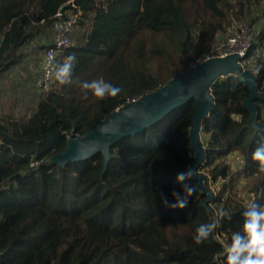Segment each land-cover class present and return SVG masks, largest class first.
Wrapping results in <instances>:
<instances>
[{
  "label": "trees",
  "instance_id": "1",
  "mask_svg": "<svg viewBox=\"0 0 264 264\" xmlns=\"http://www.w3.org/2000/svg\"><path fill=\"white\" fill-rule=\"evenodd\" d=\"M67 1L0 0V73L20 62L23 46ZM73 3L66 9L80 11L75 41L56 55L57 64L76 56L72 82L54 79L39 91L26 119L0 113V264H225L218 254L240 229L248 205L231 196L237 175L248 180L251 203L264 205V173L252 160L264 129L249 123L244 101L250 88L234 75L210 85L213 103L200 123L204 158L196 170L224 181L213 199L205 200L198 179L191 177L184 183L195 192L185 208L171 209L161 200L163 194L174 202L172 192L182 191L176 176L195 155L190 128L198 105L192 98L110 145L105 168L100 152L64 165L53 158L71 133L82 136L129 99L146 97L186 72L236 23L251 25L253 45L261 50L257 64H264V0ZM95 78L122 91L103 100L91 92L85 96L79 82ZM255 78L263 94L264 68ZM250 103L264 124V97ZM231 152L242 157L240 171L232 172L225 159ZM213 217L219 227L197 245L195 229Z\"/></svg>",
  "mask_w": 264,
  "mask_h": 264
},
{
  "label": "water",
  "instance_id": "2",
  "mask_svg": "<svg viewBox=\"0 0 264 264\" xmlns=\"http://www.w3.org/2000/svg\"><path fill=\"white\" fill-rule=\"evenodd\" d=\"M236 60V55L209 59L176 75L157 91L116 110L115 113L82 136L74 132L71 133L67 138L65 148L54 155L53 160L64 165L68 161L83 160L100 152L103 157L102 166L105 168L107 160L110 158V145L126 135L142 131L192 98L198 105L190 128L191 147L195 155L185 171L196 168L204 156L199 141L201 119L208 113L213 103V96L209 92L210 85L219 77L232 74L238 82L244 83L250 88V96L244 101L246 107L249 108L248 104L252 105L250 101L255 96L264 97V93H259L256 89V78L252 71H243ZM252 108L255 112L253 105ZM192 177L198 179L195 174Z\"/></svg>",
  "mask_w": 264,
  "mask_h": 264
},
{
  "label": "clouds",
  "instance_id": "3",
  "mask_svg": "<svg viewBox=\"0 0 264 264\" xmlns=\"http://www.w3.org/2000/svg\"><path fill=\"white\" fill-rule=\"evenodd\" d=\"M77 63L76 56L69 55L63 62L55 65L54 79L59 84L72 82L73 69ZM264 68V64L255 68L258 74ZM85 96L91 92L92 96L103 100L106 97H116L122 89L105 81L103 78H95L90 81L79 82ZM252 160L258 162V172L264 173V136L252 153ZM231 164V161H228ZM193 169H188L177 174L176 182L182 185V191L172 192V203L161 194L164 206L171 209H183L189 203V198L195 192V187L184 183L193 176ZM223 217L224 213H219ZM219 227V219L213 217L208 223H202L195 229L194 242L199 245L204 243ZM225 258V264H264V205L249 203L242 213V224L238 231L231 234L230 240L223 245V250L218 254Z\"/></svg>",
  "mask_w": 264,
  "mask_h": 264
},
{
  "label": "built area",
  "instance_id": "4",
  "mask_svg": "<svg viewBox=\"0 0 264 264\" xmlns=\"http://www.w3.org/2000/svg\"><path fill=\"white\" fill-rule=\"evenodd\" d=\"M68 6L75 7L73 0H68L59 7L48 26L52 38L51 42L42 51L41 68L34 83L35 88L39 91L49 89L54 81L57 53L74 44L73 33L80 11L66 9ZM26 16L30 24L35 22L28 14ZM254 37L252 27L248 22L236 23L228 33L219 35L209 50L193 63H190L189 68L196 67L205 60L236 55V61L242 67L243 71L250 70L256 77L255 68L258 66L257 59L261 55V50L253 45ZM136 101L135 99H129L128 103H134ZM220 237L222 242L225 241L224 235Z\"/></svg>",
  "mask_w": 264,
  "mask_h": 264
},
{
  "label": "rangeland",
  "instance_id": "5",
  "mask_svg": "<svg viewBox=\"0 0 264 264\" xmlns=\"http://www.w3.org/2000/svg\"><path fill=\"white\" fill-rule=\"evenodd\" d=\"M42 56V55H41ZM15 85L16 83H13L11 81H6L5 84H0V113H5L6 115H13L16 117H22L24 119L27 118V116L32 112L34 109V105L36 103V96H25L21 97L20 95H17L15 91ZM7 87H11V91L8 90ZM39 92V90H37ZM248 104V103H247ZM249 108L251 109L252 116L249 119V123L256 128L264 129V124L257 121L255 119V112L254 108H252V105L248 104ZM205 134L202 132L200 134L199 131V141L201 144V147L204 151L203 144L201 143V139H204ZM204 158V156H203ZM226 161H231L230 169L232 172L240 171L241 165H242V157L238 152H231L225 157ZM202 162V161H201ZM200 162V163H201ZM197 168V167H196ZM196 168H193V172L198 177L199 181V188L206 193L205 200H210L215 197L214 191H217L222 188L224 181H222L221 178H218L217 180L213 181L211 177L207 174L205 169L202 170H196ZM232 190L231 196L234 194V198L238 201H241L243 204H249L253 201L254 195L250 193L249 191V185L248 180L243 178L241 174L236 176V179L231 184ZM228 191V192H231ZM227 192V194H228ZM225 194L224 196H226ZM209 208H212L209 206Z\"/></svg>",
  "mask_w": 264,
  "mask_h": 264
},
{
  "label": "crops",
  "instance_id": "6",
  "mask_svg": "<svg viewBox=\"0 0 264 264\" xmlns=\"http://www.w3.org/2000/svg\"><path fill=\"white\" fill-rule=\"evenodd\" d=\"M52 34L47 27L41 34L33 38L29 43L25 44L21 50L23 57L20 62L12 65L6 71L0 73V84H5L6 81L16 83L15 91L17 95L25 97L27 95L37 97L39 92L35 88V80L41 68L42 50L40 45H47L51 42ZM77 39V38H76ZM73 40L75 41V32L73 33ZM11 91V87H7ZM36 105V103H35ZM34 105V107H35ZM33 107V108H34Z\"/></svg>",
  "mask_w": 264,
  "mask_h": 264
}]
</instances>
